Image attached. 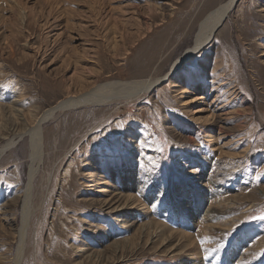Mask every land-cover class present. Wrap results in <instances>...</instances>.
<instances>
[{
	"label": "rangeland",
	"instance_id": "obj_1",
	"mask_svg": "<svg viewBox=\"0 0 264 264\" xmlns=\"http://www.w3.org/2000/svg\"><path fill=\"white\" fill-rule=\"evenodd\" d=\"M226 1L0 0V264L27 185L21 264H264V0H234L185 55Z\"/></svg>",
	"mask_w": 264,
	"mask_h": 264
},
{
	"label": "bare ground",
	"instance_id": "obj_2",
	"mask_svg": "<svg viewBox=\"0 0 264 264\" xmlns=\"http://www.w3.org/2000/svg\"><path fill=\"white\" fill-rule=\"evenodd\" d=\"M233 1L234 0H227L226 2L219 4L216 8L210 11L204 19L200 21L198 25V32L196 34L197 44L193 48L187 49L185 52V55L193 52L199 47H202V49H205L206 46L211 43V40L213 39L216 28L220 25L221 21L227 16V12ZM175 65L176 64L172 66L171 70L175 67ZM157 81H158V78L152 77L147 80L138 79V80H134L130 82H125L118 86H114L116 85V83H106L102 85L96 84L97 86L95 85L92 89L86 92L80 93L79 97H77L78 96L77 94L66 97L64 100H61L60 102H58L57 105L54 107L57 108V112H63V111L79 108L82 106L109 105V104L114 103L115 101H119L122 99L127 100L132 96H136L140 94L141 92L143 94L147 92V90ZM67 98H71V99H67ZM188 99L189 101H187L186 104H190L193 100L191 98H188ZM49 110L51 111L52 109H49ZM49 114H51V112L46 110L45 112L41 114L40 119L44 120L48 118L47 116ZM37 133L39 134L37 129H33L32 131L29 132L32 138V142H31L32 152L30 155V160H31V163L34 162V166L40 161L39 140L38 138H36ZM8 141L9 142L4 144L5 146H8L11 143L10 140ZM8 148L9 147H7L6 149ZM34 166L30 164L29 180L32 178L33 173L35 172ZM28 190H29V187L27 185L25 189L26 191L25 197L23 199V204H22L23 208L21 212V222H20L21 224L17 232L18 233V241H17L18 243H17L16 250H15V256L12 259L11 264H21L22 262L21 259L24 258V256L22 255V250L24 249L22 239H23V233H24V226L28 218V210H27ZM194 256H196V253L194 254ZM210 264H213L212 261L210 262Z\"/></svg>",
	"mask_w": 264,
	"mask_h": 264
}]
</instances>
